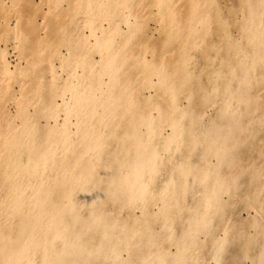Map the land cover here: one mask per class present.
I'll use <instances>...</instances> for the list:
<instances>
[{"label":"bare ground","instance_id":"bare-ground-1","mask_svg":"<svg viewBox=\"0 0 264 264\" xmlns=\"http://www.w3.org/2000/svg\"><path fill=\"white\" fill-rule=\"evenodd\" d=\"M0 264H264V0H0Z\"/></svg>","mask_w":264,"mask_h":264}]
</instances>
